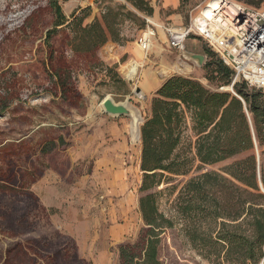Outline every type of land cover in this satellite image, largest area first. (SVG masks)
<instances>
[{
  "label": "rangeland",
  "instance_id": "374dc122",
  "mask_svg": "<svg viewBox=\"0 0 264 264\" xmlns=\"http://www.w3.org/2000/svg\"><path fill=\"white\" fill-rule=\"evenodd\" d=\"M210 1L177 0L175 8H162L161 0H148L151 15L134 9L129 0L61 1L67 19L73 12L86 15L83 24L106 7L121 4L135 16L123 20L120 40L108 41L94 57L69 52L65 32L54 37L55 50L63 52L75 70L82 102L73 107L52 95L53 86L39 63L48 51L44 38L22 39L14 32L32 9L45 7L46 0H0V264H117L119 246L138 240L143 228L138 210L140 142L132 135L130 118L105 114L100 102L105 97L126 102L137 111L141 126L155 92L170 77L191 78L211 91L233 94L228 86L208 80L207 50L221 61L216 44L210 47L198 33L186 38L183 51L205 56L198 66L168 43L167 30L189 27ZM228 2L264 8V0L258 5L256 0ZM47 14L44 30L51 22ZM147 29L154 30L155 37L143 52L138 38ZM95 62L103 66L92 69ZM259 152L253 151L257 158ZM249 154L213 165L195 160L190 173L167 177L152 190L159 193V212L173 221L162 235L164 264H227L193 246L187 236L189 221L177 212V197L189 179L205 172L224 175ZM202 227L216 232L219 220L204 221Z\"/></svg>",
  "mask_w": 264,
  "mask_h": 264
},
{
  "label": "trees",
  "instance_id": "16d2710c",
  "mask_svg": "<svg viewBox=\"0 0 264 264\" xmlns=\"http://www.w3.org/2000/svg\"><path fill=\"white\" fill-rule=\"evenodd\" d=\"M32 9L14 29L22 39L44 38L48 51L39 61L53 88L52 95L73 107L82 96L75 70L53 39L65 32V47L73 55H93L108 41L120 40L124 19L135 17L125 5L106 7L92 22L73 12L67 19L60 2ZM252 4L251 0H242ZM256 5L263 0H256ZM139 12L152 14L148 0H129ZM46 11V12H45ZM48 13V14H47ZM46 14L50 16V27ZM211 67L208 80L232 86L233 94L211 91L191 78L173 76L155 92L150 115L140 126L141 183L138 210L143 222L138 240L118 248L117 264H164L160 259L162 235L173 221L159 212L157 192L167 177L190 173L195 160L213 165L244 152L250 154L225 169L224 175L205 172L189 179L179 191L178 214L188 220L187 236L196 249L222 258L227 264H260L264 258V91L249 88L244 81L232 83V71L207 50ZM103 64L95 62L92 69ZM109 72L112 69H108ZM113 77L118 79L114 72ZM189 132V142L186 133ZM259 149L257 158L253 151ZM194 149V157L191 151ZM218 221L219 230H203V222ZM215 235V236H213Z\"/></svg>",
  "mask_w": 264,
  "mask_h": 264
},
{
  "label": "built area",
  "instance_id": "2783aa9c",
  "mask_svg": "<svg viewBox=\"0 0 264 264\" xmlns=\"http://www.w3.org/2000/svg\"><path fill=\"white\" fill-rule=\"evenodd\" d=\"M235 6L237 12L230 20L234 38L229 45H227L225 33L220 34L219 43L215 42L208 37L206 32H202L195 26V23L198 22L195 18L187 28L167 30L169 46L182 52L186 38L191 33H198L199 36L207 40L210 47H213L211 42L219 47L218 53L221 61L233 72L232 83L244 81L248 87L264 91V8H252L239 3H235ZM154 37V30L147 29L143 32L138 38L140 49L147 52ZM254 38L255 40L262 38L256 46L252 44Z\"/></svg>",
  "mask_w": 264,
  "mask_h": 264
},
{
  "label": "bare ground",
  "instance_id": "6f19581e",
  "mask_svg": "<svg viewBox=\"0 0 264 264\" xmlns=\"http://www.w3.org/2000/svg\"><path fill=\"white\" fill-rule=\"evenodd\" d=\"M236 12L237 7L235 6V3H229L223 0H212L201 9L199 13L200 15L197 17L198 22L195 23V26L201 29L202 32H206L208 37L218 43L220 42V34L225 33V38L228 41L227 45H229L233 42L234 38L233 30L230 27V20ZM261 39L262 38H257V40H255L254 38L252 43L253 46H256V44L258 45ZM227 88L231 89L230 86L226 87V89ZM135 139V141H138L139 139L137 131Z\"/></svg>",
  "mask_w": 264,
  "mask_h": 264
},
{
  "label": "water",
  "instance_id": "95a60500",
  "mask_svg": "<svg viewBox=\"0 0 264 264\" xmlns=\"http://www.w3.org/2000/svg\"><path fill=\"white\" fill-rule=\"evenodd\" d=\"M182 57L187 60H191L195 62L198 66H201L204 63L205 56L202 54H193L189 52H182ZM131 82L130 80H128ZM232 90V86H230ZM136 92H139L137 89ZM100 106L102 108V111L112 117H118V116H126L130 118L131 120V132L135 139L136 131L138 133V141L140 142V123L141 118L138 115L137 111L131 108L126 102L124 103H116L113 101L110 97H105L101 100ZM136 140V139H135ZM260 188L262 192L264 193V190L260 184ZM260 264H264V258L261 260Z\"/></svg>",
  "mask_w": 264,
  "mask_h": 264
},
{
  "label": "crops",
  "instance_id": "0c3cea01",
  "mask_svg": "<svg viewBox=\"0 0 264 264\" xmlns=\"http://www.w3.org/2000/svg\"><path fill=\"white\" fill-rule=\"evenodd\" d=\"M161 2H162V5H161L162 8H175L177 6V0H161ZM116 145L117 144H115L114 146ZM118 145L120 148L124 147V144L121 146L120 142Z\"/></svg>",
  "mask_w": 264,
  "mask_h": 264
}]
</instances>
